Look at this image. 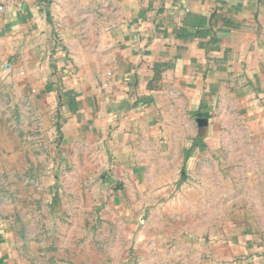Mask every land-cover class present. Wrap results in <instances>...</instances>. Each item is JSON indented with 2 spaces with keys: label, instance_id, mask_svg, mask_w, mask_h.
<instances>
[{
  "label": "crops",
  "instance_id": "0c3cea01",
  "mask_svg": "<svg viewBox=\"0 0 264 264\" xmlns=\"http://www.w3.org/2000/svg\"><path fill=\"white\" fill-rule=\"evenodd\" d=\"M0 75L44 107L54 176L97 148L108 208L146 210L239 136L264 193V0H0ZM194 243L198 264H264V211ZM15 248L0 221V264Z\"/></svg>",
  "mask_w": 264,
  "mask_h": 264
},
{
  "label": "rangeland",
  "instance_id": "374dc122",
  "mask_svg": "<svg viewBox=\"0 0 264 264\" xmlns=\"http://www.w3.org/2000/svg\"><path fill=\"white\" fill-rule=\"evenodd\" d=\"M3 77L0 221L14 231L18 264H198L195 241L227 220L264 211L258 177L247 167L250 146L241 136L239 143L234 138L233 145L217 147L178 188L154 193L146 210L133 215L108 208L97 148L85 140L54 176V126L32 92Z\"/></svg>",
  "mask_w": 264,
  "mask_h": 264
}]
</instances>
